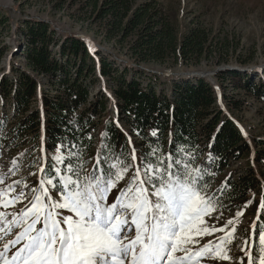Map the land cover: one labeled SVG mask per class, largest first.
<instances>
[{
	"label": "trees",
	"instance_id": "trees-1",
	"mask_svg": "<svg viewBox=\"0 0 264 264\" xmlns=\"http://www.w3.org/2000/svg\"><path fill=\"white\" fill-rule=\"evenodd\" d=\"M81 1L75 19L81 24L100 23L108 42L123 45L134 39L129 55L138 62L161 64L169 57L199 62L208 54L210 33L194 26L179 36L156 0ZM65 4L66 0H59L56 6ZM11 24V12L0 8V65L6 55L11 56L9 72L0 79V97H12L14 119L8 133L1 125L7 128L9 119L5 115L0 120V153H12L24 143L43 148L47 172L57 146L75 144L84 168L91 161V168H85L91 175L105 144L110 152L125 156L134 147L136 164L150 148L157 149L160 158L180 149L181 159L204 173L201 182L207 184L209 194L216 195L217 209L232 212L260 193L264 204V139L243 134L219 105V95L207 79L177 78L167 92H158L152 85L144 88L135 77L129 79V65L119 72L114 60L97 58L84 38L61 34L50 20L28 16L18 20L14 31L19 39L10 50L3 39L7 28L12 31ZM16 57L23 64L14 63ZM221 76L253 98L264 99V69ZM256 78L261 80L256 83ZM97 84L101 85L98 91ZM104 88L111 92L109 96ZM110 103L113 114L107 111ZM229 103L239 108L237 102ZM236 164L240 173L233 168ZM134 170L135 165L132 175ZM259 216L262 222L260 207ZM253 254L255 260L254 250Z\"/></svg>",
	"mask_w": 264,
	"mask_h": 264
},
{
	"label": "snow or ice",
	"instance_id": "snow-or-ice-1",
	"mask_svg": "<svg viewBox=\"0 0 264 264\" xmlns=\"http://www.w3.org/2000/svg\"><path fill=\"white\" fill-rule=\"evenodd\" d=\"M75 149V144L57 146L47 172L40 167L45 178L38 187L29 188L20 180L5 185L7 174L0 173V264H200L233 240L234 218L219 228L208 226L204 217L216 212L217 197L201 182L204 173L181 159L180 149L160 158L158 150L150 148L136 164L134 147L125 156L110 152L105 144L91 175ZM129 159L132 164L126 163ZM133 165L130 183L108 204V195ZM19 167L13 160L12 168L18 171ZM49 186L59 199H52ZM26 200L19 212L7 211ZM59 210L74 215H62ZM14 230H18L14 238L6 241ZM186 231L189 234L181 239ZM217 232L226 234L194 247ZM250 239L252 244L245 239L242 249L248 264H264V222L253 223ZM12 249L16 250L9 256Z\"/></svg>",
	"mask_w": 264,
	"mask_h": 264
},
{
	"label": "rangeland",
	"instance_id": "rangeland-1",
	"mask_svg": "<svg viewBox=\"0 0 264 264\" xmlns=\"http://www.w3.org/2000/svg\"><path fill=\"white\" fill-rule=\"evenodd\" d=\"M156 1L177 29L179 36L187 34L189 29L194 26L210 33L211 42L209 44L211 46L208 54L203 56L199 62H197L198 60L185 61L183 58H179L176 61L173 57L166 58L165 62L161 64H145L136 61L129 55V46L134 39H129L123 45L118 43L117 40L108 42L102 35L103 31L100 23L92 24L89 21L81 24L77 18L75 19V16H78L77 12L82 2L81 0H66V4L62 8L56 6L59 0H0V8L9 10L12 18V31L7 28L3 39L4 44L9 45L10 50L15 49L17 46L16 41L19 38L14 31V23L18 22V20L27 16L50 20L61 34H77L84 38L89 49L97 58L105 56L114 60L115 68L119 72L124 69L125 65H129L132 71L129 79L132 77L137 78L144 88L152 85L158 92H167L177 78L179 80H195L203 76L204 79H207L215 86L220 99L219 105L224 108L229 118L237 122L243 134L249 138L264 139V99L253 98L243 89H239L236 83L232 84L231 80L227 79L229 77L223 78L221 76L229 71L245 72L264 69V0ZM82 18H84V15H82ZM96 50L101 52L100 55L95 53ZM10 58V55H6L2 60L0 79L3 74L9 72L8 61ZM13 60L16 64H23L24 62L19 57ZM137 70H140L141 74L137 75ZM155 75L157 77H154ZM40 80H42V84L45 83L43 78ZM260 80V78H256V83ZM100 86V84H97L96 91L99 90ZM44 89L46 90V87ZM102 90L108 96L111 94L106 88ZM233 101L239 104L238 109L230 106L231 103L229 102ZM12 103V97H0V120L5 115L9 119L7 128L6 124L2 123L1 125L4 127V132L7 133L14 120ZM34 108L32 107L31 110ZM107 111L112 114L115 113L112 103H110ZM30 146L29 143H24L22 147L15 149L12 153L1 150L0 173L7 174L5 185L15 180H20L22 184L26 182L29 188L38 187L39 181L42 179L40 167L44 165L45 159L40 148L32 149ZM13 160H17L20 165L18 171L12 168ZM33 161H36L35 165H33ZM91 164V161H89L85 168L90 169ZM233 168L238 169L239 173L242 171L238 164L234 165ZM13 171H15V175L11 174ZM131 179L132 173L129 171L125 178L108 195V204L116 200L120 190L127 187ZM2 186L0 185V187ZM16 191H21V187H17ZM24 191L27 192L28 189H24ZM151 191V188H149V193ZM49 192L53 200L60 198L50 186ZM27 203L28 201L26 200L23 204H17L15 208H9L7 211L19 212ZM260 205L261 193L256 195L254 199L249 200L244 206L236 208L232 212L230 210L221 211L217 209L211 218L204 217L208 226L215 225L217 228L226 224L229 219L234 218L236 232L233 240L225 245L218 254H210L207 258L200 261V264H241V258H243V264H248V258L242 249L246 247L244 244L245 239H248L249 245H251L250 235L253 223L261 222L260 216L259 220H257ZM0 211H3V209H0ZM59 211L62 215H74L68 210ZM240 212H243V215H238ZM217 217H219V220H217ZM16 231L18 230H14L13 234L7 236L5 240L13 239ZM188 234L186 231L180 238L184 239ZM225 234L217 232L215 236H205L194 247L197 249L203 247L209 241ZM133 235L131 234V236ZM196 239L199 238L196 237ZM18 247L19 245H17ZM2 248L3 243L0 242V250ZM15 250L12 249L9 252V256ZM173 255H181V253H174ZM225 256L228 259H224L223 257Z\"/></svg>",
	"mask_w": 264,
	"mask_h": 264
},
{
	"label": "water",
	"instance_id": "water-1",
	"mask_svg": "<svg viewBox=\"0 0 264 264\" xmlns=\"http://www.w3.org/2000/svg\"><path fill=\"white\" fill-rule=\"evenodd\" d=\"M199 78H203V76H200Z\"/></svg>",
	"mask_w": 264,
	"mask_h": 264
}]
</instances>
